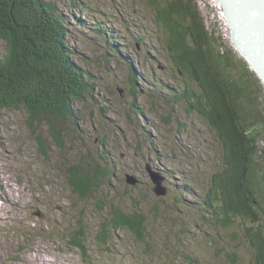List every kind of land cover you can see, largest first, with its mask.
<instances>
[{
	"label": "rangeland",
	"instance_id": "obj_1",
	"mask_svg": "<svg viewBox=\"0 0 264 264\" xmlns=\"http://www.w3.org/2000/svg\"><path fill=\"white\" fill-rule=\"evenodd\" d=\"M55 2L68 21L72 62L95 89L75 103V119L57 126L62 145L47 124L31 119L24 110L0 115V264H254L255 249L245 237L243 223L226 224L220 215L195 206L190 196H204L209 190L211 178L223 168V152L204 120L195 116L197 126L191 128L184 108L169 113L165 101L155 97L154 92L166 94L161 87L174 80L163 43L146 39L136 44L144 31L167 39L153 9L146 0ZM194 3L228 56L245 61L243 74L238 63L240 71L235 69L233 78L249 76L257 85V111L264 116V79L234 43L224 7L217 0ZM155 48L161 50L159 60L148 55L149 51L155 55ZM6 54V42L0 39V60ZM128 61L145 64L161 90L146 74L144 81L132 83ZM136 70L142 74L145 69ZM76 78L77 74L73 82ZM175 94L169 91V97ZM259 143L264 148V132ZM153 148L167 158L161 167L166 171L164 198L156 196L146 168L157 161ZM103 159L118 163L113 188L103 186L100 194L85 199L74 194L67 183L69 167L85 168V163ZM134 171L141 179L134 199L120 198L117 194L132 186L126 175ZM188 182L190 194L184 191L190 189ZM134 206L148 223L144 240L124 230L108 247L94 242L114 209L133 212ZM64 226L86 232L89 262L67 245L61 235ZM42 231L47 232L45 237Z\"/></svg>",
	"mask_w": 264,
	"mask_h": 264
},
{
	"label": "trees",
	"instance_id": "obj_2",
	"mask_svg": "<svg viewBox=\"0 0 264 264\" xmlns=\"http://www.w3.org/2000/svg\"><path fill=\"white\" fill-rule=\"evenodd\" d=\"M146 2L167 39H157L144 31L136 44L141 45L146 39L156 45L163 43L172 61L170 76L175 81L170 79L172 84L161 87L166 94L154 92L155 97L165 101L169 113L178 107L184 108L191 128L197 126L199 118L204 120L203 126L216 133L223 152V168L211 178L209 190L204 196L190 195L194 196V205L220 215L228 225L242 222L245 237L255 249L254 264H264V148L259 143L264 132V116L257 111V85L249 76L234 80V70H239L237 64L242 73L246 63L235 55L233 58L228 56L219 45L216 33L206 29V22L194 0ZM68 27L67 18L55 0H0V39L7 47L6 56L0 60V115L4 111L24 110L31 119L47 124L55 142L58 139L61 145L57 126L62 120L75 119V103L95 89L85 78V72L72 62L73 52L67 43ZM135 48L138 50L136 45ZM155 51V55L152 51L148 55L150 59L159 60L161 50L155 48ZM128 63L132 65V83L144 81L146 74L161 90L145 64ZM137 66L145 69L142 74H138ZM75 73L77 78L73 82ZM184 77H189V82ZM169 91H174L175 97H169ZM42 146L48 147L46 143ZM151 152L157 156V161L150 165L164 175L166 171L161 167L167 163L164 161L167 158L156 148ZM69 168V187L85 199L91 194H100L98 191L103 186L107 185L109 190L113 188L118 163L103 159V163H85V168L79 164ZM133 176L138 183L127 186V192L117 194L120 198L134 199V191L141 179L136 171ZM184 180L190 179L185 177ZM189 183L186 185L190 189L184 190L188 194L192 189ZM134 209L133 212L114 209L106 223L100 226L94 242L108 247L118 231L124 230L130 231L138 240H144L148 223L136 206ZM64 230L66 232L61 235L67 245L80 253L83 262H89L86 232L73 227L68 230V226H64ZM46 235L47 232H41L42 237Z\"/></svg>",
	"mask_w": 264,
	"mask_h": 264
},
{
	"label": "bare ground",
	"instance_id": "obj_3",
	"mask_svg": "<svg viewBox=\"0 0 264 264\" xmlns=\"http://www.w3.org/2000/svg\"><path fill=\"white\" fill-rule=\"evenodd\" d=\"M217 1L224 7L226 14L225 18H227L228 23L230 24L234 43L238 42V44H235L238 46L240 52L250 60L257 73L263 77L259 71L260 67H257L255 60L250 58L248 54H244L242 49L246 48V50L249 51V54L251 53V55H254L255 57L259 54V56L262 57V60H264V24H262V22L264 23V15L262 14V12L264 13V0H240L243 3V9L248 7V9L243 10L245 12L244 15H240L238 11L235 15L236 7L238 6L234 4H238V2L234 3L232 0ZM221 1H226L225 4H227V2L230 4L224 5ZM228 7L232 8V10H227ZM245 32L249 35L248 40H246L245 37L240 39L239 34ZM255 41H258V44H256ZM259 43H262V45H259ZM258 61L264 67V62H261L260 60Z\"/></svg>",
	"mask_w": 264,
	"mask_h": 264
},
{
	"label": "water",
	"instance_id": "obj_4",
	"mask_svg": "<svg viewBox=\"0 0 264 264\" xmlns=\"http://www.w3.org/2000/svg\"><path fill=\"white\" fill-rule=\"evenodd\" d=\"M232 1H234V3L238 2V4H234V5L238 6V7H236L237 9L235 11V15H236L237 11L240 13V15H244L245 12L243 10L248 9V7H245V9H243V3L240 0H232ZM221 2L224 5H227V4L229 5L230 4L229 2H227V4H225L226 1L225 2L221 1ZM227 10H232V8L228 7ZM262 14L264 15L263 12H262ZM262 24H264V23L262 22ZM239 35H240V39L245 37L246 40H248V36L249 35L246 32L245 33H241ZM255 42H256V44H258L257 43L258 41H255ZM259 45H262V43H259ZM242 50L244 51V54H248L250 56V58H253L255 60L257 67H260V70H259L260 73L264 77V69H263L264 67L258 61V60H260L261 62H264V60H262V57L259 56V54L256 55V57L254 55H251V53L249 54V51H247L246 48H244ZM147 172L150 175L151 181L155 184V189H153V191L156 193V196L160 197V198L166 197L167 196V189L164 187V184H163L164 180H165L164 176L160 172L155 171L151 165L147 166ZM137 183H138V181H137L135 176L129 175V174L127 175V184L135 186Z\"/></svg>",
	"mask_w": 264,
	"mask_h": 264
}]
</instances>
